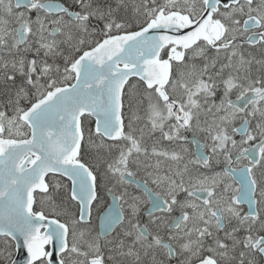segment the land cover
Here are the masks:
<instances>
[{"label": "snow or ice", "instance_id": "obj_1", "mask_svg": "<svg viewBox=\"0 0 264 264\" xmlns=\"http://www.w3.org/2000/svg\"><path fill=\"white\" fill-rule=\"evenodd\" d=\"M0 264H264V0H0Z\"/></svg>", "mask_w": 264, "mask_h": 264}]
</instances>
